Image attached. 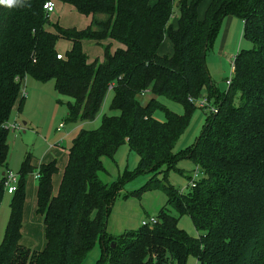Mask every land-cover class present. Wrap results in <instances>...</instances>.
<instances>
[{
	"label": "trees",
	"instance_id": "1",
	"mask_svg": "<svg viewBox=\"0 0 264 264\" xmlns=\"http://www.w3.org/2000/svg\"><path fill=\"white\" fill-rule=\"evenodd\" d=\"M48 1L0 5V204L4 174L10 171L7 124L17 103L20 112L24 108L21 89L27 77L53 81L60 95L71 98L69 123L96 120L111 86V109L118 114L104 115L99 129L82 131L73 140L57 195V162L36 168L27 155L11 195L0 264H82L98 243L102 253L95 264H186L191 255L199 264H264V0H211L201 19L203 0H61L91 17L82 31L58 24L49 28ZM231 16L242 20L243 37L253 47L237 53L232 85L219 91L207 52ZM61 39L71 44L65 55L57 51ZM165 40L173 43L172 55L160 52ZM84 42L102 45L103 61L90 62ZM204 89L215 97L217 111L208 113L189 151L175 154L195 109L189 98H199ZM149 92L153 97L143 102ZM159 96L182 104L184 115L167 112L166 120H157L154 113L163 106ZM124 143L140 156L138 173L150 176L136 193L164 190L168 203L192 219L199 238L180 227L169 207L158 212L156 224L149 220L148 226L119 236L107 231L119 190L134 176L105 182L103 158L114 159ZM181 158L194 160L204 174L187 192L175 190L164 177ZM36 171V210L47 239L43 250L22 243L28 176Z\"/></svg>",
	"mask_w": 264,
	"mask_h": 264
},
{
	"label": "rangeland",
	"instance_id": "2",
	"mask_svg": "<svg viewBox=\"0 0 264 264\" xmlns=\"http://www.w3.org/2000/svg\"><path fill=\"white\" fill-rule=\"evenodd\" d=\"M176 16L177 13L172 17V22ZM54 24H57V20L50 23V25H48L49 28L52 29ZM64 24L70 26V24H73V20L71 18L64 19ZM222 24L217 41L207 52V66L213 84L216 86L217 90L228 91L229 87L226 84V80L232 76V60L238 52L251 49L253 44L248 39H244V24L240 18L235 16L227 17L223 20ZM61 27L65 28L63 26ZM83 44L88 59L92 60L90 62L98 58L100 61H103L101 60L103 59L102 45L93 42H85ZM56 45L58 52L63 55L68 53L67 50L71 47L70 42L63 39L59 40ZM23 90L25 91L24 108L22 112H20V106L17 103L10 118L12 123H18L22 129L20 132H15L11 129L8 135L10 148L8 158L9 170L17 174L21 169L22 162L26 159L28 154L32 155L33 162L37 161V163H39L42 162L44 156L50 152L51 146H56L57 149L68 152L73 140L80 132L99 129L104 115L113 116L118 114L117 110L113 111L111 109V101L114 96L112 90L108 93L97 119L94 121L85 120V122L79 123H69L68 105L71 98L60 95L57 90H55L53 81L46 83L38 82L33 77L29 76L26 78ZM152 97L153 94L149 92L142 97V101L148 102ZM201 97L210 99L212 105L217 108L215 97L213 95L210 96L207 89H204ZM157 99L161 101L163 105L161 109L154 113L157 120H166L167 112L184 115V107L179 102L164 96H159ZM234 99L235 104L238 105L241 100L240 94H236ZM194 107L195 109L190 114L191 116L188 124L175 143V154L188 152L190 147L193 146L192 144L196 142L197 138L204 130V125L210 113L195 105ZM59 128L60 130H58ZM60 150H58L61 154L57 157L58 160L65 157V152L63 153ZM53 157H56L55 153ZM103 163L105 164L106 171L102 172L100 177L107 183L124 181L129 176H134L132 180L125 183L119 190L118 196L114 202V208L107 220V231L110 234L119 236L124 232L137 230L142 226L143 222L148 223L150 219H156L158 212L163 207H169L172 214L179 218V225L187 234L196 238L200 237L202 233L196 230L189 215L179 214L173 206L168 203V196L164 190L161 188H153L142 193H136L147 184L150 176H148V174L138 173L141 164L140 156L129 147L128 143H124L120 146L114 159L108 157L103 158ZM197 171L199 174L198 180L204 179V174L194 160L181 158L176 164V167L167 171L164 177H166V181L170 183L175 190L187 192L190 190L189 188H191V176L194 177ZM36 173H39V171H36ZM32 174H35V172ZM30 176H28L26 190L28 199H26L24 207L27 209V203L30 202L28 204H30V209L33 207L31 209L32 213L34 212V215L39 218L37 224H39L40 227L27 232L25 235L22 229V236L28 237V240L23 239L22 243L26 248L43 250L46 246L47 239L45 237L44 224L42 218L37 214L33 197V191L36 188L37 181L31 183ZM3 196L4 198L0 204V246L4 241L3 239L8 227L7 224L11 216L10 204L13 199V196L8 193H5ZM31 223V219H24L23 228L25 226L29 227ZM27 244L33 246L44 244V246L40 248L33 246L28 247ZM101 253L100 243H98L89 252V256L82 264H95L101 258ZM186 264L199 263L196 257L191 255L188 257Z\"/></svg>",
	"mask_w": 264,
	"mask_h": 264
},
{
	"label": "crops",
	"instance_id": "3",
	"mask_svg": "<svg viewBox=\"0 0 264 264\" xmlns=\"http://www.w3.org/2000/svg\"><path fill=\"white\" fill-rule=\"evenodd\" d=\"M54 2H55V10L52 12V14H51V16H50V18H49V20H51V22L50 23H52V22H55L56 20H57V24L58 25H61V26H63V27H65V28H74V29H77V30H80V31H82V30H84V29H86L90 24H91V17H89V16H86V15H84V14H80L72 5H70L69 3H64V2H62L61 0H54ZM211 2V0H203L202 1V3H201V5H200V7H199V17H200V19L201 18H203L204 16H205V13H206V9H207V7H208V5H209V3ZM179 13H177V16H176V18L174 19V21H173V23L174 24H176L177 23V21H178V18H179V15H178ZM67 18H71L72 20H73V24H70V26H67V25H65L64 24V19H67ZM223 25V24H222ZM67 26V27H66ZM221 28H222V26H221ZM221 30V29H220ZM220 33V32H219ZM219 35V34H218ZM218 37V36H217ZM85 43V42H84ZM106 44H108V43H106ZM70 46H71V44H70ZM117 47H119V45H116V46H114L113 47V49H115V48H117ZM70 48V47H69ZM68 48V49H69ZM58 51V50H57ZM68 51V50H67ZM160 52H161V54H167V55H172V52H173V43H171V41H169V40H165V42H164V44L162 45V47H161V49H160ZM60 53V52H59ZM62 54V53H61ZM102 58H103V56H102ZM104 59V58H103ZM103 59H101V60H103ZM90 61H92V60H90ZM25 82H26V79L24 80V83H23V87H24V84H25ZM204 91V90H203ZM203 94V93H202ZM201 97V96H200ZM25 98V97H24ZM16 107V106H15ZM29 123V122H28ZM50 152L49 153H47L45 156H44V160H42V162H39V163H37V161L36 162H33L32 161V164L36 167V168H38V167H40L43 163H49V162H52V161H58V165H59V171L57 172L58 174H56L54 177H53V179H54V181H53V194H55V195H57V191H58V189H59V186H60V183H61V178H62V175H63V173H64V170H65V168H66V166H67V161H68V155H69V151L68 152H65L64 150H60V149H57L56 148V146H51L50 147ZM58 150H60L61 152H65V157L63 158H61V159H59L58 160V158L57 157H59L61 154L58 152ZM52 152H54L55 153V155H56V157L54 158L53 157V154L54 153H52ZM33 160V159H32ZM9 166V165H8ZM10 167V166H9ZM0 173H1V171H0ZM33 175V176H32ZM31 180H30V182L31 183H33L34 181H37V185H36V188H35V190L33 191L34 193H33V197H34V201H35V208L37 209V186H38V180H36L35 178H34V174H31ZM29 182V183H30ZM30 186V185H29ZM32 189V188H31ZM27 199H28V196H27ZM28 203H30V202H28ZM27 203V205H28V207H27V209L24 207V219H31L32 220V223L30 224V226L29 227H27V226H25L24 228H23V234L25 235L27 232H29V231H31V230H34V229H36V228H39L40 227V225L39 224H37V221H39V218L38 217H36L35 215H34V212L32 213V208L30 209V204H28ZM37 214H38V212H37ZM38 216H40L41 217V215H39L38 214ZM42 218V217H41ZM23 219V220H24ZM42 222H43V219H42ZM44 229H45V225H44ZM22 236V240L23 239H25V240H28V237L27 236ZM25 240H24V242H25ZM27 246L28 247H32L33 245H28L27 244ZM44 246V244L43 245H37V246H33V247H37V248H40V247H43Z\"/></svg>",
	"mask_w": 264,
	"mask_h": 264
},
{
	"label": "built area",
	"instance_id": "4",
	"mask_svg": "<svg viewBox=\"0 0 264 264\" xmlns=\"http://www.w3.org/2000/svg\"><path fill=\"white\" fill-rule=\"evenodd\" d=\"M44 10L46 11V15H48V17L50 18L52 12L55 10V2L54 0H51V1H48L47 3H45L44 5ZM58 59H62L63 57L60 55L57 56ZM231 69H232V76L226 80V84L228 87H230L232 84V77H233V74L235 72V57L234 59L232 60L231 62ZM23 86H22V89H21V96L22 97H25L24 96V93H25V89L23 90ZM112 86L110 87V90H112ZM148 92V91H147ZM146 92H144L145 94ZM142 94V96L144 95ZM189 100H191L192 103L195 104V106H197L198 108H201L203 110H205L206 112H209V113H216L217 111V108H215L212 103H211V100L208 99V98H202V97H199L197 99H192V98H189ZM63 126V125H62ZM61 126V127H62ZM7 127L9 129V131L12 129L13 131L15 132H20L22 127L18 124V123H12L11 121L7 124ZM60 130V128L58 129ZM38 172V171H37ZM4 177H5V182H4V188H5V191L6 193H8L9 195H12L13 192H15L17 190V185H18V178H19V175L17 173H14V172H11V171H8L4 174ZM34 178L35 179H38L39 178V173H36L34 174ZM199 178V174H198V171L195 172V175L194 177H192V180H191V183L193 184L197 179ZM1 180V178H0ZM1 182V181H0ZM157 223V220L152 218L150 219V224H156ZM144 226H148L149 223H146V222H143L142 223Z\"/></svg>",
	"mask_w": 264,
	"mask_h": 264
},
{
	"label": "clouds",
	"instance_id": "5",
	"mask_svg": "<svg viewBox=\"0 0 264 264\" xmlns=\"http://www.w3.org/2000/svg\"><path fill=\"white\" fill-rule=\"evenodd\" d=\"M25 0H0V5L6 6L8 8L13 7H23Z\"/></svg>",
	"mask_w": 264,
	"mask_h": 264
}]
</instances>
